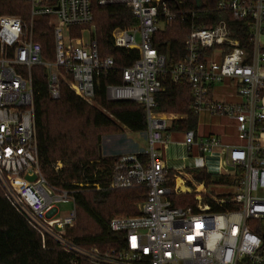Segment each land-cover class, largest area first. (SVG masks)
<instances>
[{
  "label": "built area",
  "instance_id": "built-area-1",
  "mask_svg": "<svg viewBox=\"0 0 264 264\" xmlns=\"http://www.w3.org/2000/svg\"><path fill=\"white\" fill-rule=\"evenodd\" d=\"M27 20L0 15V190L4 199L39 236L42 247L51 240L71 256L74 264H264V0H218L217 8L234 20H246L254 47L240 45L226 19L211 27L193 24L184 40L183 56L170 70L174 82L187 80L192 108L198 115L226 116L235 121L241 145L223 146L212 175L228 181L211 183L227 191L211 195L202 182L189 186L183 168L164 163L158 145L166 142V127L174 114L155 113L154 94L162 89L166 56L153 43L161 25L176 14L162 0H99L100 5L124 4L136 24L111 32L116 48L136 50L137 58L121 69V81L105 87L106 99L128 100L146 109V158L120 155L96 190L146 188L135 214L113 216L107 228L116 235L108 249L83 247L68 231L76 222L74 193L58 188L44 176L38 150L32 69L43 66L49 96L59 97L64 83L91 104L95 77L116 70L112 57H100L89 27L91 0H25ZM186 13H180L184 21ZM47 18L53 31L54 59L46 61L34 39L35 21ZM84 34H88L87 40ZM225 86L233 99H218L215 88ZM182 144H197L202 157L219 147L214 135L183 132ZM200 156V157H201ZM60 164L57 165V168ZM195 168V167H194ZM19 181L21 184H17ZM209 185V184H208ZM181 198L184 205L174 200ZM73 202L60 216L57 205Z\"/></svg>",
  "mask_w": 264,
  "mask_h": 264
},
{
  "label": "trees",
  "instance_id": "trees-1",
  "mask_svg": "<svg viewBox=\"0 0 264 264\" xmlns=\"http://www.w3.org/2000/svg\"><path fill=\"white\" fill-rule=\"evenodd\" d=\"M99 0H91L93 22L96 24V44L100 57H112L116 70L101 72L95 77L94 98L112 115V118L101 111L89 106L85 101L75 95L64 83L60 84L59 97L53 99L49 96L46 83V70L43 66L32 69L34 78V104L35 120L38 138V150L42 168H46L57 156L71 162L67 168H62L55 174L47 175L48 181L58 188L73 190L76 184L98 182L105 185L106 175L116 158L97 157L94 164L88 165V160L76 157V148L70 145L71 137L67 134L68 116L71 113L87 114L95 127L114 126L117 121L126 129L133 132H143L147 128L146 109L143 104L133 101L106 99L105 87L108 84H117L121 81V69L131 65L137 58L136 50L116 48L113 45L111 32L115 28H124L136 24L131 8L124 4L100 5ZM170 12L176 14L171 25L163 31L158 30L153 36V43L157 50L166 56V73L162 78V89L154 94L155 113H177L178 118L169 121L165 131L184 132L195 130L197 127V114L192 108V96L187 80L181 78L174 82L170 70L183 56L184 40L193 24L197 27H211L221 19H226L234 35L240 40V45L252 52L254 42L249 36L246 20H234L229 11L217 8L218 0H202L197 8L193 0H162ZM21 15L29 17V4L25 0H0V15ZM180 13H186L185 20L179 19ZM34 39L41 43L42 54L45 60L54 59L53 31L48 25L47 18L34 23ZM264 50V47H263ZM57 155V156H56ZM142 159L146 154H138ZM96 163L104 164L100 167ZM107 167V168H106ZM215 177V178H214ZM197 179L206 185L228 181L221 177L199 171ZM76 206V221L78 211L85 214L96 226L94 234L70 237L83 247L91 244L113 242L116 235L107 228V218L103 215L101 206L106 212H122L135 214V203L143 201L146 188L138 186L127 189H102L93 192L92 196L79 191L74 194ZM191 200L192 195L185 194L174 200L175 205H184L179 200ZM0 264H74L70 255L61 250L51 240H47L42 247L39 236L14 211L4 199L0 190ZM77 264H87L80 261ZM241 264H249L243 261Z\"/></svg>",
  "mask_w": 264,
  "mask_h": 264
},
{
  "label": "rangeland",
  "instance_id": "rangeland-1",
  "mask_svg": "<svg viewBox=\"0 0 264 264\" xmlns=\"http://www.w3.org/2000/svg\"><path fill=\"white\" fill-rule=\"evenodd\" d=\"M3 15H13V14H3ZM21 17V15H17ZM25 20L28 19V17L24 18L21 17ZM96 24H99V21L96 20V22H92V25L89 27V30L91 31V38L96 41ZM171 24H165L161 25V31L165 30L167 26H170ZM85 40L88 38V34L83 35ZM46 61H51V60H46ZM87 103V102H86ZM89 106L96 108L97 110L101 111L105 115L109 116L112 118V115L109 113L108 110H106L104 107H102L98 101L93 99L92 103L89 104ZM167 115H170L171 113H166ZM174 115H178L177 113H172ZM224 121V120H223ZM116 123L114 126L110 127H95L92 125L91 119L87 117V114H76V113H71L68 116V122L66 123L67 126V134L71 137V144L73 149L76 148V157L84 158L85 160H88V165L94 164V162L97 161V157L100 158H116L123 153H126L128 151H131L132 147L136 146L137 148H145L146 142L144 139L143 132H133L128 129H126L122 124ZM222 122V119L217 115H211V116H206L202 115L201 113L198 114V127L196 130V135L197 136H206L209 135L207 131L213 130L212 132L213 135H215V131L220 132L222 130L220 123ZM210 125V126H209ZM220 130V131H219ZM226 133H234V130L232 128H226L224 129ZM242 143H246V139H241ZM185 151L183 150L182 147L179 146H172L171 147V152H170V157H171V162L170 165L171 167H176L182 163L181 157L184 155ZM200 152H197L195 150L191 151L190 159L193 160V156L198 154ZM57 156V155H56ZM66 155L64 158L57 156V159L52 161L46 168H42V172L44 176L48 179L47 175L49 174H55L57 171L59 172L60 169L62 168H67L70 164L69 159H67ZM60 164V166L57 168V165ZM100 167H104L103 163H96ZM107 168V167H106ZM215 178V177H214ZM190 184L196 183L195 180L192 178L188 177L187 178ZM49 180V179H48ZM82 192L86 193L89 196H92L93 192H97L99 190L94 189L90 184L84 185ZM205 191L208 194L214 195L217 194L218 192H224L227 191V188L222 187V186H214L212 184H209L205 187ZM187 200V199H185ZM141 201L136 202L135 209L136 211L138 210V206ZM59 214L60 216H65L68 213H70L73 210V202L70 201L68 203H59L57 205ZM103 215L107 218V220L110 217L113 216H129L133 214H124L122 212H106L105 206H101ZM97 228L95 224L82 212L78 211V217L77 221L75 222V225L73 228L70 229V234L76 235V236H84V235H90L94 234L96 232ZM69 233V231H68ZM113 243L109 242L107 243H101V244H91V246L97 247L99 249H108L113 247Z\"/></svg>",
  "mask_w": 264,
  "mask_h": 264
},
{
  "label": "crops",
  "instance_id": "crops-1",
  "mask_svg": "<svg viewBox=\"0 0 264 264\" xmlns=\"http://www.w3.org/2000/svg\"><path fill=\"white\" fill-rule=\"evenodd\" d=\"M261 42H262L263 47H264V36L261 37ZM215 97L218 99H227V100L233 99V97H231L228 94V91L225 90V86H223V85H218L215 88ZM201 114L206 115V116H211V115L213 116L214 115V114H209L206 111L201 112ZM218 116L219 115H217V117ZM219 117L222 119V122L219 125V126H221L222 130L221 131L219 130L220 132L215 131L214 136H216L218 138L220 145H219V147L214 148V150L212 151L211 154H208V155L202 157L201 154L198 153L192 157L193 160L190 159L191 151L195 150L197 152H200L199 147L197 144H193V145L188 146V147L185 146L184 144H182L181 141L183 138V132H167L166 134L168 135V138L166 139V142L160 143L158 145L160 153H161V158L164 161V163L166 165H168L169 167H171L170 162L172 160L170 157L171 147L172 146H179V147L183 148L185 153L181 157L182 163L176 167H171V168H183L182 170L186 174V176L184 178L188 181L189 186L197 185L199 187V184H202L203 181H199L197 179L198 173H199V171H205L206 173H208V172H207V170H205L206 168L200 167V166L205 165V166H207V169L210 171L216 170V168L218 166L219 152L221 150V147L244 144V143H242V140L239 137V133L237 131L235 121L232 118H228L226 116H219ZM197 127H198V115H197ZM197 127L195 128V130H197ZM228 127L232 128L234 130V133H226L224 129H226ZM212 132H214V131L210 130V131H207L204 133H207L209 135H213ZM143 135H144V139L146 142L145 148H137L136 146H134V147H132L131 151L123 153L122 155L145 154L147 152V149H148L147 132L143 131ZM188 177L195 180L196 183L190 184L189 183L190 180L187 179Z\"/></svg>",
  "mask_w": 264,
  "mask_h": 264
},
{
  "label": "water",
  "instance_id": "water-1",
  "mask_svg": "<svg viewBox=\"0 0 264 264\" xmlns=\"http://www.w3.org/2000/svg\"><path fill=\"white\" fill-rule=\"evenodd\" d=\"M197 6V8H200L202 5V0H193Z\"/></svg>",
  "mask_w": 264,
  "mask_h": 264
},
{
  "label": "bare ground",
  "instance_id": "bare-ground-1",
  "mask_svg": "<svg viewBox=\"0 0 264 264\" xmlns=\"http://www.w3.org/2000/svg\"><path fill=\"white\" fill-rule=\"evenodd\" d=\"M16 183H17V184H21V182H19V181H17Z\"/></svg>",
  "mask_w": 264,
  "mask_h": 264
}]
</instances>
